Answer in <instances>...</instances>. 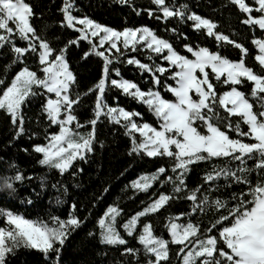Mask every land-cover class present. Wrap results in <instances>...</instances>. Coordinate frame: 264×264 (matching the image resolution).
I'll return each instance as SVG.
<instances>
[{
	"label": "snow or ice",
	"instance_id": "6c2138e0",
	"mask_svg": "<svg viewBox=\"0 0 264 264\" xmlns=\"http://www.w3.org/2000/svg\"><path fill=\"white\" fill-rule=\"evenodd\" d=\"M118 2L131 5L133 0ZM151 2L157 11L162 12L165 20L178 17L182 21H192L194 29L205 30L207 36L215 38L218 47L230 44L240 49L241 59L231 61L206 47L194 48L185 45L186 52L193 57L189 58L177 52L170 42L157 37L147 27L117 31L87 17L74 16L73 0H64L61 9L64 17L62 26L80 33L78 39L70 41L69 45H78L80 40H86L91 44V51L85 53V58L94 54L104 62L102 78L89 89V92H97L94 118L89 122L92 130L83 135L79 129L84 125L79 123L74 114V106L80 102L81 97L76 95L73 98L72 89L76 78L66 60L67 46L57 54L37 35L30 22L34 15L33 9L26 0H0V48L6 45L11 47L16 56L13 63L22 62L28 53L36 55L39 70L43 73L40 76L29 67H23L0 94V110L10 116L12 123L18 127L19 136L24 132L22 106L32 96L47 95L43 112L50 125L58 126L59 131L46 136L47 143L35 146L34 151L42 154L39 161L41 165L56 169L61 175L67 172L75 161L84 160L86 154L93 150L95 125L102 116L109 122L125 128L126 135L132 137L133 153L171 159V172L175 176H167L164 183H172L173 194H160L146 208L128 219L122 225L127 236L136 233L141 217L156 213L170 200L180 198L178 194L186 189L185 176L191 165L214 159L238 162L235 169L228 166L214 167L204 177L205 183L209 184V191L213 190L212 182L220 179L247 186L246 191L238 195L233 194L231 199L235 203L231 207L227 201H210L208 195L198 199L199 187L184 197L192 202L190 214L204 212L208 207H213L217 211L227 210V215H221L204 232H201L198 224L190 220L186 224H180L174 221L182 217L169 218L166 228L170 240L154 235L152 225L145 223L137 239L145 254L154 257L149 259L147 264H162L168 261L170 243L181 245L180 253L189 249L182 257V264H264V180H258L253 185L249 179L252 172H256L258 176L264 175V39L253 40L258 49L254 59L261 69V73H257L245 63L248 50L230 40L228 36L216 33L214 29L217 25L212 21L195 13L187 14L186 7L173 8L166 4V0ZM230 3L248 14L243 23L257 25L259 29L264 30V0H253L256 7L246 3V0H230ZM253 11L261 15L253 17ZM148 14L152 16L154 12L149 10ZM15 38L25 41L27 47H18ZM93 38H97L98 43H93ZM105 44L108 45L107 48H104ZM100 48L104 50L100 51ZM145 49L150 53L147 59L151 63H143L131 56L124 62L136 66L141 73L148 72L155 86L161 84V77L171 73L168 78L175 84L173 86L165 83L164 88L171 93L174 100L164 98L155 88L142 90L135 82L122 78L119 69L111 71L121 78L110 79V66L113 63L119 62L129 51L138 52ZM155 58L166 61L168 66L156 64ZM213 78L217 84H223L229 87V90L218 94L216 85L212 82ZM245 82L252 84L250 94L238 87H242ZM3 84L4 81L0 80V85ZM108 88H116L123 95L146 105L158 121V127L147 122L137 123L134 117L140 116L138 112L107 105L104 94ZM37 89L43 90V93ZM256 108L259 110H255ZM233 118H236L235 123ZM241 125L247 126V131H243ZM230 132L235 133L236 138L230 136ZM137 133L139 141L136 138ZM245 139L251 142H245ZM250 160L256 161L253 168L247 167ZM166 172L165 167H160L151 175L141 176L132 183V187L137 191L147 192ZM24 179L23 174L19 172L11 178L0 177V187L15 192L14 184L22 183ZM120 215L121 210L118 207L110 206L98 221L101 243L127 244L116 227L117 217ZM0 217H5L7 224V227H0V264H6V258L21 248L37 249L47 259H53L55 264H58L60 247L57 245L62 247L71 231L80 224L74 214H70L66 220L52 217L51 223L29 220L3 209H0ZM225 222L228 224L218 229V236L212 234L217 225H225ZM137 251L132 248L124 250L126 254L133 256ZM51 253H55V257H52Z\"/></svg>",
	"mask_w": 264,
	"mask_h": 264
},
{
	"label": "trees",
	"instance_id": "16d2710c",
	"mask_svg": "<svg viewBox=\"0 0 264 264\" xmlns=\"http://www.w3.org/2000/svg\"><path fill=\"white\" fill-rule=\"evenodd\" d=\"M26 2L33 9L34 15L30 22L36 29L37 35L57 54L67 46L66 60L76 78L72 89L73 98L76 95L81 97L80 102L74 106V114L79 123L84 125L79 131L87 135L92 130L89 122L94 118L97 98V92H89V89H92L102 78L103 59L94 54L85 58V53L91 51V44L86 40H80L78 45H69L70 41L78 39L80 33L62 26L64 17L61 9L64 0H26ZM73 3L72 14L78 18L87 17L117 31L147 27L157 37L170 42L177 52L189 58L193 57L186 52L185 45L194 48L206 47L212 52H219L231 61H239L242 56L240 49L233 45L224 44L223 47H218L215 38L207 36L203 29L196 31L192 21H182L178 17L165 20L162 12L156 10L151 0H133L131 5L120 4L118 0H73ZM246 3L256 7L253 0H246ZM166 4L173 8L186 7L187 14L195 13L212 21L217 25L214 29L216 33L228 36L230 40L248 50L246 65L261 73L254 59L258 49L254 46L253 40L264 39V30L259 29L257 25L250 26L243 23L248 14L241 12L237 5L230 3V0H166ZM149 10H152L154 15L149 16ZM251 15L258 17L261 13L253 11ZM15 41L18 47H27L25 41L18 38H15ZM93 43L98 42L93 40ZM99 50L103 51L104 48ZM148 55L150 53L146 49L138 52L129 51L119 62L110 66V79L122 77L135 82L144 91L155 88L164 98L174 100L171 93L164 88L165 83L173 86L175 84L168 78L171 73L161 77V84L155 86L148 72L141 73L136 66L124 62L131 56L143 63H151L147 59ZM15 59V53L10 46L0 48V80L4 81V84L0 85V94L25 66L36 71L38 75H43L39 70L36 55L28 53L22 62L13 63ZM155 63L168 66L166 61L159 58H155ZM111 69H119L121 77H116ZM212 82L216 85L218 94L229 90V87L217 84L214 78ZM238 87L246 94H250L252 84L245 82L242 87ZM37 91L43 93L41 89ZM46 99L45 94L32 96L22 106L24 132L19 136L18 127L12 123L10 116L4 110H0V177L11 178L18 172L25 177L22 183L14 184L15 192L0 187V209L11 211L29 220H42L46 223H51L52 217L66 220L70 214H74L80 224L71 231L62 247L57 245L60 247L58 264H147L148 260L154 257L145 254L143 246L137 239L145 223L152 225L154 235L165 240L171 239L166 228L169 218L182 217L174 221L180 224H186L190 220L198 224L201 232H204L221 215H227L228 212L225 209L217 211L213 207H208L204 212L190 214L192 202L184 198L189 192L199 187L198 199L208 195L210 201L220 199L227 201L228 206L231 207L235 203L231 199L233 194L238 195L247 190L245 184L220 179L212 182L213 190L209 191V184L204 180L205 175L214 167L228 166L235 169L238 162L214 159L195 163L190 166V171L185 176L186 189L178 194L180 198L170 200L156 213L141 217L136 233L127 236L122 225L128 219L146 208L160 194H173L172 183H164L167 176H175L171 172L173 161L167 157L153 158L143 153H133L132 137L126 135L125 128L109 122L102 116L95 125L93 150L86 154L84 160L75 161L73 166L61 175L58 170L41 165L39 161L42 159V154L34 151L35 146L47 143L46 136L59 131L58 126L50 125L43 112ZM104 101L111 107L119 106L129 112L140 113L139 117H134L137 123L147 122L158 127V121L146 105L123 95L116 88L106 89ZM221 114L224 115L223 111ZM235 121L236 118H233V123ZM241 128L247 131V126L241 125ZM229 135L236 138L235 133L230 132ZM136 138L139 141L138 135ZM245 142L251 141L245 139ZM255 164V160H250L247 162V167L253 168ZM160 167H165L167 172L147 192L137 191L132 187L134 181L143 175L155 173ZM249 179L255 185L258 180H264V175L258 176L256 172H252L249 174ZM73 205H75L74 212ZM110 206H116L121 210L116 227L127 241L126 245L101 243L98 221ZM227 224L228 222H225V225H217L212 234L218 236V229ZM0 227H7L5 217H0ZM220 246L223 247L222 244ZM181 247L170 243L169 259L162 264H182V257L189 249H185V253H180ZM125 248L136 249L137 254L135 256L126 254ZM50 255L55 257V253ZM6 264H55V261L47 259L37 249L21 248L6 258Z\"/></svg>",
	"mask_w": 264,
	"mask_h": 264
},
{
	"label": "rangeland",
	"instance_id": "374dc122",
	"mask_svg": "<svg viewBox=\"0 0 264 264\" xmlns=\"http://www.w3.org/2000/svg\"><path fill=\"white\" fill-rule=\"evenodd\" d=\"M78 27H82V26H80V25H77ZM93 40L94 41H97L98 42V39L97 38H93ZM108 47V45L107 44H105L104 45V48H107ZM53 98H54V96H53ZM136 135H138V137H139V134L137 133ZM117 222V221H116Z\"/></svg>",
	"mask_w": 264,
	"mask_h": 264
}]
</instances>
